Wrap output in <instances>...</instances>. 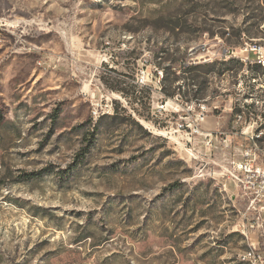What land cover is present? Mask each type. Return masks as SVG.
<instances>
[{
    "label": "rangeland",
    "instance_id": "obj_1",
    "mask_svg": "<svg viewBox=\"0 0 264 264\" xmlns=\"http://www.w3.org/2000/svg\"><path fill=\"white\" fill-rule=\"evenodd\" d=\"M223 1L0 0V264H264L224 176L264 152L262 0Z\"/></svg>",
    "mask_w": 264,
    "mask_h": 264
},
{
    "label": "built area",
    "instance_id": "obj_2",
    "mask_svg": "<svg viewBox=\"0 0 264 264\" xmlns=\"http://www.w3.org/2000/svg\"><path fill=\"white\" fill-rule=\"evenodd\" d=\"M229 51H227V54ZM148 79L146 71H141L136 79V84L145 85ZM178 107L177 98L168 101H160L156 108L158 112L165 111L167 104ZM186 117L175 125V131L188 137L204 136L205 145H210L213 138L217 137L213 133H203L201 123L206 117L203 109L195 115V105H186L183 109ZM233 136H236L234 133ZM254 136H248L247 140L251 146H235L231 140L224 141L225 148L228 149V156L225 159L224 176L234 186L239 197L248 204L249 209L259 213H264V152L256 150ZM211 147V146H210Z\"/></svg>",
    "mask_w": 264,
    "mask_h": 264
},
{
    "label": "trees",
    "instance_id": "obj_3",
    "mask_svg": "<svg viewBox=\"0 0 264 264\" xmlns=\"http://www.w3.org/2000/svg\"><path fill=\"white\" fill-rule=\"evenodd\" d=\"M223 2H224L223 0H213V3L216 4L217 6H219ZM260 7H261L260 9H261V11L263 12V15H264V0H262V2L260 1ZM219 8H225V7L224 6H220ZM263 20H264V16L262 17V19L260 21H263ZM190 68H192V66L186 67L185 69H190ZM161 90H164V89L162 88ZM36 175H37L36 173H31V174L28 175V178L34 177Z\"/></svg>",
    "mask_w": 264,
    "mask_h": 264
},
{
    "label": "bare ground",
    "instance_id": "obj_4",
    "mask_svg": "<svg viewBox=\"0 0 264 264\" xmlns=\"http://www.w3.org/2000/svg\"><path fill=\"white\" fill-rule=\"evenodd\" d=\"M160 74V78H162V74H161V72L159 73ZM160 88V87H159ZM170 103V102H169ZM191 103V102H190ZM171 104V103H170ZM193 105H195L194 103H192ZM256 150L257 151H261V149H259L258 147H257V145H256Z\"/></svg>",
    "mask_w": 264,
    "mask_h": 264
}]
</instances>
